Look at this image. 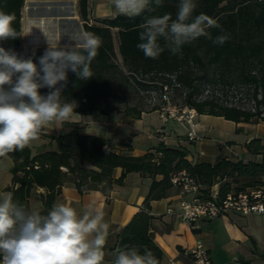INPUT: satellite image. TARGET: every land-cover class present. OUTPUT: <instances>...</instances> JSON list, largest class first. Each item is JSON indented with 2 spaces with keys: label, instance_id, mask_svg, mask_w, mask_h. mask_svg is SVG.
I'll return each mask as SVG.
<instances>
[{
  "label": "trees",
  "instance_id": "obj_1",
  "mask_svg": "<svg viewBox=\"0 0 264 264\" xmlns=\"http://www.w3.org/2000/svg\"><path fill=\"white\" fill-rule=\"evenodd\" d=\"M24 3L25 0H0V10L15 15L13 26L21 36ZM178 3L179 0H163L155 12L146 11L134 18L118 13L90 23L89 0H77L83 30L101 36L103 44L91 64L93 77L80 80L71 70L67 73L62 95L77 102L76 112L89 115L119 112L139 118L142 113L161 107L157 104L147 107L144 100L147 91L158 90L162 98L172 88L182 97L178 107L187 105L197 113L218 115L234 122L264 123V0H197L194 15L204 13L216 19L230 39L223 45H214L212 40L201 37L183 46L176 55L166 49L157 59L146 58L137 48L139 25L150 15L170 13L175 17ZM112 29L116 30L121 62L115 57ZM209 31L213 38L221 34L218 28ZM0 47L24 59L32 58L38 69L39 58L48 48H26L22 37L0 41ZM218 83L232 93L231 100L220 98L213 87L209 89ZM205 87H209L208 92L201 95ZM40 91L47 94L49 89ZM49 137L54 140V148L33 153L28 146L8 155L13 165L12 182L6 190L28 208L29 198L43 188L44 192L39 194L42 207L37 211L46 214L57 202L65 183H73L80 193L100 190L109 195L115 185L123 183L127 173L139 172L151 178L142 209L118 229L116 245L111 250L133 245L142 250L146 246L159 264L163 251L151 230L154 216L150 213V202L167 197L173 189L178 192L171 180L173 174L185 171L194 177L205 197H210L213 186L218 185L219 199L230 191L253 187L264 178V143L257 137L246 143L245 148L260 155V160L220 157L214 163L193 162L185 149L162 142L155 151L142 155L117 152L118 145L129 151L132 147L124 138L80 133L75 125ZM115 168L121 169L118 177L113 175ZM158 175L161 178L157 179Z\"/></svg>",
  "mask_w": 264,
  "mask_h": 264
},
{
  "label": "clouds",
  "instance_id": "obj_2",
  "mask_svg": "<svg viewBox=\"0 0 264 264\" xmlns=\"http://www.w3.org/2000/svg\"><path fill=\"white\" fill-rule=\"evenodd\" d=\"M111 3L117 13L134 18L155 12L163 0ZM197 6V0H179L175 17L170 13L146 16L139 25L137 48L146 58L157 59L166 49L176 55L201 37L214 45L227 42L230 35L216 19L204 13L194 15ZM15 19L14 14L0 10V41L22 37L13 26ZM213 28L221 29L215 38L209 31ZM68 37L69 43L63 47L48 41L39 69L32 58L24 59L0 47V157L23 151L52 123L80 117L75 111L77 102L62 95L67 73L71 70L80 80L93 77L91 64L103 40L83 29ZM41 88H48V93L42 95ZM109 228L104 212L94 202L81 210L55 202L41 214L16 201L12 192H3L0 264H105L106 255L111 256L109 264H159L146 246L142 250L136 245L125 246L106 253Z\"/></svg>",
  "mask_w": 264,
  "mask_h": 264
},
{
  "label": "crops",
  "instance_id": "obj_3",
  "mask_svg": "<svg viewBox=\"0 0 264 264\" xmlns=\"http://www.w3.org/2000/svg\"><path fill=\"white\" fill-rule=\"evenodd\" d=\"M29 2L35 3L36 0ZM105 3H98L94 8H90L89 20L97 22L100 16H111L109 4ZM74 6L71 15L61 19L70 21L79 31L83 29V24L78 14L77 0ZM61 25L57 16H23V46L33 48L38 36L44 39L46 46L43 47H49L48 41L52 46H65L69 43L68 36L74 32L64 33ZM78 114L80 117L73 121L55 122L45 128L40 137L31 142L29 147L32 152L54 148V140L49 136L68 131L73 125L83 134H100L110 139L124 138L132 147L129 151L126 146L118 145L115 147L117 152L142 155L155 151V147L162 142L167 146L185 149L188 159L193 162L214 163L220 157L242 158L244 161L260 160L261 156L249 152L245 144L255 137L264 143V123L234 122L212 114L196 112L192 125L172 117L163 120L159 116V110L144 112L139 118L119 112L101 115ZM192 128L196 133L195 139L188 138V132ZM12 165L11 157H0V193L9 192L6 188L12 182ZM85 165L90 166L87 163ZM120 173L121 169L115 168L113 175L118 177ZM150 181L151 178L144 177L139 172H129L125 175L123 183L115 185L109 195L100 190L80 193L73 183H65L57 202L68 203L78 210L94 202L104 212L105 221L110 226L105 246L106 253L110 254L116 245L118 229L142 209ZM217 189L218 185H214L213 190ZM43 192V188L36 190L29 198L28 209L39 210L42 207L39 194ZM182 198L183 196L173 189L167 197L150 202V213L154 216L151 230L154 241L163 251L162 264H195L189 250L197 241L208 250L212 264H244L243 261L248 264H264V214L229 212L214 218L198 219L194 227H190L178 216ZM110 260L111 256L106 255L105 264H109Z\"/></svg>",
  "mask_w": 264,
  "mask_h": 264
},
{
  "label": "built area",
  "instance_id": "obj_4",
  "mask_svg": "<svg viewBox=\"0 0 264 264\" xmlns=\"http://www.w3.org/2000/svg\"><path fill=\"white\" fill-rule=\"evenodd\" d=\"M195 114L194 108L187 105L182 107L172 105L167 98H165V104L159 109L161 119L165 120L172 117L191 125ZM188 138H196L193 128L188 132ZM171 180L178 188V193L183 196L180 201L178 216L182 222L190 227H194V223L198 219L214 218L229 212L264 214V178L246 190L228 192L223 199L218 198V191L213 190V188L210 197H205L200 192V185L196 179L185 171L173 174ZM189 251L195 264H212L208 250L200 241H197Z\"/></svg>",
  "mask_w": 264,
  "mask_h": 264
},
{
  "label": "rangeland",
  "instance_id": "obj_5",
  "mask_svg": "<svg viewBox=\"0 0 264 264\" xmlns=\"http://www.w3.org/2000/svg\"><path fill=\"white\" fill-rule=\"evenodd\" d=\"M30 0H25L24 6L22 8V17H27L28 15H44L47 17H55L57 16L58 19L60 18V22H61V27L65 32H77V27L73 24L70 23V21L68 22L67 20L61 19L64 16L67 15H71V13L74 11V2L75 0H69V1H65L63 2L58 1V0H36L35 3H30ZM90 2V8H94L96 6V4H106L105 2H108V7H110V13L111 16H100L101 18H111L114 17L116 15V11L111 3V0H89ZM78 7V6H77ZM22 17H21V21H22ZM90 23H92L91 20H89ZM81 24H83V21L81 20ZM113 31V41H114V49H115V57L116 60H118L119 62H121V56L118 52V39H117V35H116V30L112 29ZM44 39H42L40 36L37 37V40L35 42V44H33V48L35 47H40V46H46V44L43 41ZM212 87L215 90V94H217L218 96H220V98L224 99V100H231L232 99V93L228 92L227 90L223 89V85L221 83L218 84H214L213 86L209 87H205L202 91H200L201 95H205L208 92V88L211 90ZM40 93L42 95L46 94L44 91H40ZM159 91L155 90V89H150L149 91H147V97H145V103L147 104V107L152 106L153 104H157L159 106H163L165 104V98H167L169 100V102L172 105H181L182 104V97H180L172 88L168 89L167 92H165L164 96L166 97H162L160 98L159 95ZM163 95V94H162ZM175 105V106H176Z\"/></svg>",
  "mask_w": 264,
  "mask_h": 264
}]
</instances>
